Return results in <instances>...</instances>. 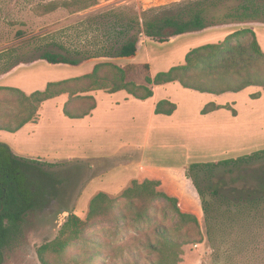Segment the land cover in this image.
Wrapping results in <instances>:
<instances>
[{
	"label": "rangeland",
	"instance_id": "rangeland-1",
	"mask_svg": "<svg viewBox=\"0 0 264 264\" xmlns=\"http://www.w3.org/2000/svg\"><path fill=\"white\" fill-rule=\"evenodd\" d=\"M61 1L64 0H0V53L13 47L26 51L33 43L41 44L52 39L68 41L62 31L64 25L111 6L140 11L203 1L210 5L208 16L215 14L223 18L226 13L235 11L239 3L248 0H97L92 7L77 13L62 7L52 11L44 9V5ZM254 2L258 11L263 9L264 0ZM259 14L256 16L264 19V14ZM65 30L67 37L73 39L74 30ZM212 30L215 29L179 36L163 45L145 41L134 58L113 62L129 66L132 69L130 78L135 83H143L145 75L153 76L173 65L183 64L184 56L191 48L218 42L220 39L213 33L219 32ZM34 36L38 38L32 39ZM95 62L78 68L53 67L44 62L21 66L0 80V86L18 87L30 93L44 88L48 81L88 73ZM146 63L148 70L144 69ZM261 88L250 86L240 92L224 93L218 102L230 105L234 102L231 106L237 110V115L221 108L214 117L202 121L199 120L200 108L210 100L196 96L200 93L178 83L162 85L157 94L165 95L162 98L169 97L177 104L178 110L173 120L154 118V129L147 135L145 128L153 115L147 105L137 109L138 119L133 121L130 114L135 106L121 105L108 110L107 95L97 90L94 95L101 105L96 117L90 121L89 126L93 128L86 130L89 135L86 140L78 136L73 120L64 119L62 106L67 100L66 94L44 102L35 123L20 134L0 132V141L6 142L18 156L54 163L45 167L56 172L63 184L56 197L27 214L16 237L1 249V264H111L109 248L117 247L120 252L132 247L143 255L140 261L150 263L158 258L160 248L153 233L155 225L166 224L176 237L196 233L191 227L174 225L178 219L163 201L146 205L138 198L130 203L120 197L134 180H158V190L176 197L181 211L197 217L203 236L205 228L200 199L185 176V168L193 162H217L264 149V93ZM258 91L261 96L251 98V94ZM120 93L125 95L124 91L116 95ZM115 99L119 100V97ZM189 122L204 123L201 136L190 134L181 127ZM212 123L217 126H210ZM102 125L107 129L103 130ZM251 164L260 166L264 159ZM140 165L150 166L152 170L141 169L138 174ZM227 173L224 167L215 169L212 181L218 183ZM218 189L223 191L221 186ZM98 192H104L106 198L98 202L99 212L88 217L90 201ZM143 208L152 214L149 223L136 218L137 212ZM261 213L259 217L245 218L241 212L237 221H226L221 215L224 211H217L213 220L219 219L215 242L209 244L204 240L182 245L177 264H264V213ZM74 222L81 224L75 226ZM146 238L158 244L157 251L142 244ZM59 240L65 242L64 247L57 252H47L44 255L46 263L42 262L39 247ZM115 258L118 260L117 255Z\"/></svg>",
	"mask_w": 264,
	"mask_h": 264
},
{
	"label": "trees",
	"instance_id": "trees-1",
	"mask_svg": "<svg viewBox=\"0 0 264 264\" xmlns=\"http://www.w3.org/2000/svg\"><path fill=\"white\" fill-rule=\"evenodd\" d=\"M96 3L97 0H64L44 5V9L52 11L62 7L71 13H77ZM209 8L210 5L203 1L174 3L171 6L140 11L111 6L64 25L62 31L68 41L52 39L41 44L33 43L26 51L13 47L0 53V79L12 74L21 66L37 62H44L53 67L77 68L96 61L88 73L48 81L43 89L30 93L18 87L0 86V130L16 132L25 124L36 122L41 105L62 94L67 95L62 113L68 118L79 119L90 115L96 108L94 91L97 90L107 94L125 91L140 100L151 97L154 86L169 82H178L186 89L214 94L239 92L249 86H260L264 92V52L254 31L248 27L252 22H264V19L256 16L258 12L259 15L264 14V6L258 11L254 0H248L239 3L235 11L226 13L223 18L215 14L208 16ZM236 26L240 28L228 34L221 42L206 43L188 50L183 64L173 65L152 77L145 75L144 83H135L130 78L132 69L129 66H120L113 62L134 58L145 41L163 45L179 36ZM65 28L74 30L73 39L67 37L69 35ZM144 69H149L147 63L144 64ZM260 96V91L251 94V98ZM231 105L208 102L200 113L206 114L226 108L236 116L237 110ZM176 108L175 102L161 99L155 104L154 113L171 115ZM261 159H264V149L217 162H193L185 168V176L190 179L200 199L205 228L203 236L197 217L181 211L176 197L158 190V180L132 181V184L121 192L120 197L126 198L130 203L138 198L146 205L163 201L178 219L174 225L191 227L196 233H183L176 237L167 229L166 224L159 223L153 227L159 244L157 245L160 246L156 260L150 263L140 261L143 257L140 251L128 247L124 252H120L117 247L109 248L112 254L111 264H172V261L177 264L182 245L204 240L209 244L215 242L216 223L219 219L213 220L217 211H224L221 215L226 221H237L241 218V212L246 215L245 218L262 215L264 164H251ZM53 165L55 164L18 156L6 142L0 141V264L1 249L16 237L27 214L59 194L63 180L56 172L45 167ZM219 167L226 168L228 173L217 183L216 180L212 181V175ZM219 186L222 187V192L218 189ZM104 198L106 194L98 192L91 199L88 217H93L99 212L98 202ZM151 216L145 208L136 214V218H143L146 223L151 222ZM78 222H74L75 226L81 224ZM142 244L152 251H157V245L150 238H146ZM64 245L65 242L60 240L42 245L38 249L40 260L46 263L44 255L50 251L57 252Z\"/></svg>",
	"mask_w": 264,
	"mask_h": 264
},
{
	"label": "crops",
	"instance_id": "crops-1",
	"mask_svg": "<svg viewBox=\"0 0 264 264\" xmlns=\"http://www.w3.org/2000/svg\"><path fill=\"white\" fill-rule=\"evenodd\" d=\"M248 27H250L254 33H255V36H256V39H257V42L261 48V50L264 52V22H252L250 24H248ZM238 28L240 27H228V28H219V29H215V30H212V31H217L219 33H213V36H217L220 40H218V42H221L228 34L234 32L235 30H237ZM203 32H208V31H203ZM202 33V32H200ZM199 34V33H197ZM211 36V35H210ZM218 42H215V43H218ZM206 44V43H205ZM202 45V44H201ZM81 67V66H80ZM78 68V67H77ZM93 68V67H92ZM170 68V67H169ZM168 68V69H169ZM18 70V69H17ZM16 70V71H17ZM82 75V74H81ZM79 76V75H77ZM154 76V75H153ZM74 77V76H73ZM152 77V76H151ZM2 80V79H0ZM143 83H144V80H143ZM171 83H178V82H169V83H165V84H171ZM165 84H162V85H165ZM179 84V83H178ZM162 85H157V86H154L153 87V95L145 100H140V99H137V98H134L133 96L127 94L125 91V95H123V93H120L119 95H116V93H119V92H122V91H118V92H115V93H112V94H107V99H108V104H107V109L108 110H112L114 109L115 107H120L121 105L122 106H135V109L133 110V113L130 114V117L131 119L134 121L135 118L138 119V114H139V110H137L139 107H143L145 105L148 106L150 112H153V115L151 116L150 120H149V123L148 125L146 126L145 128V131H146V135L148 133L151 132L152 129H154L153 125H152V121L154 120V118H166L167 120H173L175 118V114L178 110V106L176 108V110L171 114V115H163V114H155L154 113V107H155V104L161 100V99H168V98H162L164 97L165 95H162V96H159L157 94V89L162 86ZM180 85V84H179ZM181 86V85H180ZM45 87V86H44ZM182 87V86H181ZM250 87V86H249ZM43 89V88H42ZM186 89V88H185ZM191 90V89H189ZM244 90V89H243ZM24 91V90H23ZM195 91V90H193ZM242 91V90H241ZM25 92V91H24ZM195 92H198V91H195ZM240 92V91H239ZM261 92L262 94L264 93L262 88H261ZM200 93V95H196L198 97H205L206 100H210L209 102H214L218 105H224V104H221L219 101V99L221 98V95H223L224 93H221V94H214V93H207V92H198ZM227 93V92H225ZM58 97V96H57ZM119 97V100H116L115 98ZM97 98V97H95ZM53 99V98H52ZM51 100V99H50ZM170 100V99H169ZM49 101V100H47ZM97 101V105H96V108L92 111V113L86 117H83V118H79V119H71V118H68L66 117L63 113V117L65 119V121H68V119L70 120H73L74 121V124H75V129L77 131V134L78 136L80 137H83L85 139H82V140H86L88 139L89 135H88V132L86 131L88 128L89 129H92L93 127L89 126L90 124V121H93L94 117H96V113L98 112L99 108H100V100L97 98L96 99ZM172 101V100H171ZM208 103V102H207ZM234 103V102H233ZM206 104V103H205ZM177 105V104H176ZM203 107V106H202ZM202 107L200 108V110L202 109ZM221 109V108H220ZM220 109H217V110H214L212 112H209V113H206V114H201V117L199 118V120H206V119H209L211 117H214L215 114H217V112L220 110ZM94 116V117H93ZM155 116V117H154ZM39 117V116H38ZM67 118V119H66ZM35 123V122H33ZM31 123H27L25 124L24 126H22L19 130H17L16 132H10V133H16V134H20L22 133L24 130H26L28 128V126L30 125ZM204 123H201V122H189V123H185L184 125H181L182 128H185V130H187L188 133L190 134H194L195 136H201V130H202V126H203ZM85 126H87L85 128ZM210 126L212 127H215L217 126V123H212L210 124ZM103 130L107 129V126L106 125H102L101 126ZM178 128V126H177ZM0 132H5V130H0ZM8 132V131H6ZM79 138V137H78ZM199 139V138H198ZM144 170V171H148V170H152L149 166V168L147 166H143V165H140L138 167V174H140V171ZM138 175L135 177L137 178Z\"/></svg>",
	"mask_w": 264,
	"mask_h": 264
}]
</instances>
